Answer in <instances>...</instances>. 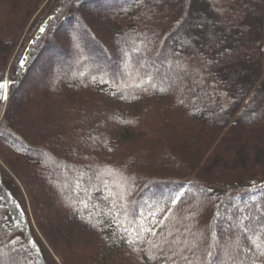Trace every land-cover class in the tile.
I'll list each match as a JSON object with an SVG mask.
<instances>
[{
  "label": "trees",
  "instance_id": "1",
  "mask_svg": "<svg viewBox=\"0 0 264 264\" xmlns=\"http://www.w3.org/2000/svg\"><path fill=\"white\" fill-rule=\"evenodd\" d=\"M104 3L0 0V264H260L264 0Z\"/></svg>",
  "mask_w": 264,
  "mask_h": 264
},
{
  "label": "rangeland",
  "instance_id": "2",
  "mask_svg": "<svg viewBox=\"0 0 264 264\" xmlns=\"http://www.w3.org/2000/svg\"><path fill=\"white\" fill-rule=\"evenodd\" d=\"M99 3H101V5H103V4H105L104 3V0H99ZM172 3V2H171ZM106 5V4H105ZM35 18V15H34V17L32 18V20ZM32 20L30 21V23L32 22ZM30 23H29V25H30ZM32 28H33V26H32ZM215 35V34H214ZM73 65H74V63H72ZM182 69L181 68H176L175 69V71H173V73L171 74V81H173L172 83H175L176 81H177V77L179 76V72L181 71ZM201 112H203L202 110H201ZM1 116H2V113H1ZM1 116H0V120H1ZM94 137V136H93ZM92 137V138H93ZM0 165L1 166H3L2 165V163H0ZM4 167V166H3ZM257 184H261V182H258V183H252V184H250V187H253V188H256L257 187ZM182 235V234H181ZM180 236V235H179ZM183 236V238L182 239H185V238H188L186 235H182ZM181 236V237H182ZM171 239H173L174 237H175V235L174 234H172V235H170L169 236ZM180 237V238H181Z\"/></svg>",
  "mask_w": 264,
  "mask_h": 264
},
{
  "label": "snow or ice",
  "instance_id": "3",
  "mask_svg": "<svg viewBox=\"0 0 264 264\" xmlns=\"http://www.w3.org/2000/svg\"><path fill=\"white\" fill-rule=\"evenodd\" d=\"M21 67H23V61H21ZM7 82H5V83H0V89H6L7 88ZM260 255L262 256V257H264V251H262L261 253H260ZM260 264H264V260H262V261H260Z\"/></svg>",
  "mask_w": 264,
  "mask_h": 264
}]
</instances>
